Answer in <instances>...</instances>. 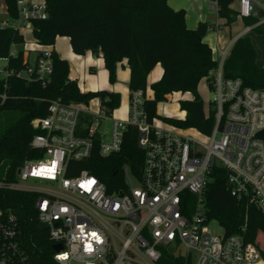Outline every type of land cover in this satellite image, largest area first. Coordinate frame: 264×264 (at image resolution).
Segmentation results:
<instances>
[{"label":"built area","instance_id":"2783aa9c","mask_svg":"<svg viewBox=\"0 0 264 264\" xmlns=\"http://www.w3.org/2000/svg\"><path fill=\"white\" fill-rule=\"evenodd\" d=\"M259 5L239 0L238 14L253 15ZM16 8L17 17L2 26L31 32L33 20L47 17L45 0H16ZM25 42L36 53L25 77L48 79L51 44ZM229 49L211 50L217 66L205 77L212 97L209 112H203L205 117L212 112L214 123L209 133L193 128L204 140L153 126L154 118L149 121L143 110L146 91L140 89L129 91L125 120L113 119L112 111L93 98L86 104L51 100L46 115L30 121L33 157L23 160L13 178L5 172L0 190L36 194L38 223L46 224L42 231L53 245L60 244L59 250L53 247L56 264H264L259 247L242 233L227 235L222 227L212 233L205 214L204 188L214 166L225 169L231 195L248 198L264 211V141L257 136L264 129V90L223 76ZM0 61L5 62L3 76L13 73L6 58ZM106 119L109 132L105 126L99 132ZM127 125L136 128L142 165L138 175L124 166L125 188L107 193L102 181L77 162L89 159L94 149L100 156L118 152ZM28 179L46 183L28 184ZM0 264H32L19 240L17 216L2 208Z\"/></svg>","mask_w":264,"mask_h":264},{"label":"trees","instance_id":"16d2710c","mask_svg":"<svg viewBox=\"0 0 264 264\" xmlns=\"http://www.w3.org/2000/svg\"><path fill=\"white\" fill-rule=\"evenodd\" d=\"M231 2L216 0L217 15L225 25L240 17L254 32L264 33V22L258 23L252 15L239 16L238 10L230 7ZM45 3L47 17L32 21L31 38L49 45L54 43L56 36H66L75 54L87 51L93 56L100 54L110 83L116 78V64L126 58L130 70L129 91L140 89L145 93L147 75L160 64L161 77L150 84L152 97H146L143 102L147 119L151 121L157 116L156 104L165 100L167 94L188 91L193 99L179 102V110L185 112L184 118L163 117V121L179 128L211 131L213 113L205 117L196 88L217 63L211 48L196 30L185 26L183 10L172 9L166 0H45ZM5 6L8 17L16 18V0H5ZM23 42L21 32L11 26H0V58L7 59L6 67L13 72L6 77L0 73V110L20 111L19 117L0 132V164L5 166L8 178H13L15 169L25 158L33 157L28 143L35 130L30 121L45 116L51 100L86 104L90 99L99 98L109 112L120 102V95L115 91L82 92L77 82L68 77V62L55 51H52L53 69L48 79L37 78L34 74L30 78L17 75L26 70L28 62L22 50L13 55L11 46ZM89 69L94 71L92 66ZM222 74L225 78L238 77L244 85L264 90V65L255 63V50L247 37L234 40L223 62ZM257 136L264 141V129ZM136 139V128L127 125L118 152L100 156L94 149L89 159L77 162L78 168L89 169L96 175L107 193H119L125 188L123 167L128 166L138 175L142 165L143 152L137 147ZM210 175L204 188L207 220L217 221L227 235L242 233L264 256V249L256 242L257 234H264V211L248 198L231 195L223 167L214 166ZM35 197L33 192L0 190V208L17 216L19 240L32 264H56L52 242L46 231L37 229ZM175 264L180 263L177 260Z\"/></svg>","mask_w":264,"mask_h":264},{"label":"crops","instance_id":"0c3cea01","mask_svg":"<svg viewBox=\"0 0 264 264\" xmlns=\"http://www.w3.org/2000/svg\"><path fill=\"white\" fill-rule=\"evenodd\" d=\"M27 3L35 2L40 0H24ZM167 4L174 10H183L185 13L184 23L188 29H196L201 23L207 24V29L205 31L204 36L202 37L203 42L207 43L211 48L216 49H225L227 47H231L234 40L240 36L247 37L253 49L255 50V63L258 66L264 65V33H256L250 29L249 26H245L242 19L237 17V19L230 25H225L224 20L219 18L217 15V10L214 8L216 5V0H166ZM260 5L256 7V13L252 16H255L258 19V23L264 22V0H258ZM239 6V0H232L230 7L237 11ZM12 19H10L7 15L5 0H0V26L10 23ZM248 28V29H246ZM24 40L29 41L31 38V32L24 31L23 33ZM60 37V36H56ZM64 41L61 42V49L66 46L67 43L69 48H65L63 53L58 52V43L55 41L51 44V49L55 51L61 59H64L68 62V66L70 69V61L75 60L78 56L75 54L70 47L69 38L64 36ZM68 41V42H67ZM16 45V44H15ZM70 49V50H69ZM70 51V52H69ZM62 52V51H61ZM13 54L15 52L12 51ZM88 59H94L95 62L101 67V61L103 63V59L94 58L91 52L87 51ZM86 66V65H85ZM104 66V63H103ZM105 69V68H104ZM106 71V70H105ZM121 71V74H119ZM70 72V71H69ZM129 66L127 63V59L123 58L116 64V75H121V78L126 81L128 84L129 81ZM162 74V68L160 64H156L153 69L149 72L146 78L147 85L152 84L157 81ZM107 80L108 74L106 71ZM72 78V76H71ZM70 78V79H71ZM149 79V80H148ZM74 80V79H73ZM78 85V84H77ZM118 83H112L111 85L106 84L104 81H100L97 79L94 82L93 90L88 91H96V90H110V91H119L120 100L122 101V105L126 106V112L129 107V88L127 92H123V89H119ZM82 92H86V87H79ZM147 92V91H146ZM152 97L151 95L147 96V98ZM99 101L98 98L93 99L91 102L95 103Z\"/></svg>","mask_w":264,"mask_h":264},{"label":"rangeland","instance_id":"374dc122","mask_svg":"<svg viewBox=\"0 0 264 264\" xmlns=\"http://www.w3.org/2000/svg\"><path fill=\"white\" fill-rule=\"evenodd\" d=\"M64 36H60L55 38V43H58V52L63 53V50L67 47L69 48V45H67L61 49V42L64 41ZM68 42V41H67ZM22 50L23 51V57L25 61L28 62L29 66H33L34 64V59L36 56L35 53V47L30 45L29 42H25L22 44L15 45L13 44L11 46V52L17 53V51ZM70 50V49H69ZM62 51V52H61ZM70 52V51H69ZM77 58L75 60L71 59L70 63V69L68 73V77L74 79L78 87H86V91L88 90H93L94 88V82L99 79L100 81H104L106 84L111 85L107 80V75L106 71L104 69L103 63L101 61V67L99 68V65L95 62L94 59L89 60L88 59V54L85 52L84 54H77ZM101 58V55L99 54L98 56H94V58ZM215 58H217V55L215 54ZM1 65H5L4 61H0ZM86 65V66H85ZM94 68V71H90V67ZM121 74V71L120 73ZM22 76H26V72L24 70L21 71ZM149 80V79H148ZM113 83H118L119 84V89H123V92L128 91V84L126 83L125 80L121 78V75H116L115 81ZM146 95L150 96L151 95V89L149 85L146 87ZM197 94L202 100L203 104V111L205 113L209 112L210 104H211V97H212V92L211 89L209 88L207 79L205 77L201 78V80L198 82L197 88H196ZM119 93H121L119 91ZM193 97L191 93H186L184 92L183 94H179L177 92H172L166 95L165 100L159 101L156 104V114L157 116L154 117L153 119V126L157 128H162L166 130H170L173 132H178L183 135L190 136L192 138L198 139V140H204L205 137L198 134L193 128H179L175 127L171 124L165 123L163 121V117H171L175 119H181L184 116V111L179 110V102L180 100H189ZM183 112V114H182ZM20 115L19 110H0V132L4 129L5 126L11 124L14 122ZM111 117L113 119H119V120H125L127 117V112H126V106L122 105V101L120 100L119 105L117 108H115L112 111ZM110 123L111 121L106 119L102 121L100 127H99V132H101V129L105 126L107 131L109 132L110 129ZM5 173V166L3 164H0V178L4 175ZM28 184H33V183H38V184H45V181L42 180H34V179H28L26 181ZM262 186L264 188V180L262 182ZM210 231L214 234L220 233L222 231L221 226L218 224L217 221L212 220L210 224L208 225ZM256 242L258 245L264 249V234L259 232L256 236Z\"/></svg>","mask_w":264,"mask_h":264},{"label":"water","instance_id":"95a60500","mask_svg":"<svg viewBox=\"0 0 264 264\" xmlns=\"http://www.w3.org/2000/svg\"><path fill=\"white\" fill-rule=\"evenodd\" d=\"M206 29H207V24L201 23L195 30H196V32L198 33L199 36L203 37L204 34H205ZM45 228H46V224L45 223H43V222L38 223L37 229L39 231H42ZM53 247H54L55 250H59L60 249V244H55V245H53Z\"/></svg>","mask_w":264,"mask_h":264},{"label":"snow or ice","instance_id":"6c2138e0","mask_svg":"<svg viewBox=\"0 0 264 264\" xmlns=\"http://www.w3.org/2000/svg\"><path fill=\"white\" fill-rule=\"evenodd\" d=\"M88 183H92V181H89Z\"/></svg>","mask_w":264,"mask_h":264},{"label":"bare ground","instance_id":"6f19581e","mask_svg":"<svg viewBox=\"0 0 264 264\" xmlns=\"http://www.w3.org/2000/svg\"><path fill=\"white\" fill-rule=\"evenodd\" d=\"M182 114H183V112H182Z\"/></svg>","mask_w":264,"mask_h":264}]
</instances>
